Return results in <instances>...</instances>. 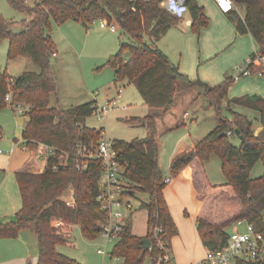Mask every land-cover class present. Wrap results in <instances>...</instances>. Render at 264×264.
Wrapping results in <instances>:
<instances>
[{
	"label": "trees",
	"instance_id": "1",
	"mask_svg": "<svg viewBox=\"0 0 264 264\" xmlns=\"http://www.w3.org/2000/svg\"><path fill=\"white\" fill-rule=\"evenodd\" d=\"M232 1L234 8L227 13L229 20L239 34H251L264 54V0ZM8 2L28 17L16 22L0 14V42L8 40L9 60L27 56L39 71H25L13 78L7 70L0 69V110L10 105L6 95L11 93V105L23 106L28 116L23 131L24 144L30 150L40 145L49 146L56 154L50 157L42 173L16 172L22 206L11 220L0 222V239H14L21 231L30 230L38 238V264H82L58 250V245L66 244L68 237L55 221L79 226L87 239L101 236L102 223L107 217L98 201L103 162L84 155V150H95L103 138V128L86 125L87 118L98 110V103L92 100L68 108L50 104L52 94L58 90L51 59L56 53L51 35L53 24L74 21L88 27L102 19L115 23L130 39L121 41L118 52L109 58L115 82L135 84L150 109L144 117L126 120L145 127L148 131L145 137L113 140L127 184L124 196L139 201L136 211H147L148 233L145 237L135 235L127 221L111 257L122 259V264H144L148 255L152 259L157 253L152 235L154 226L162 228L161 235L172 248L178 228L164 197L167 176L160 168L159 145L152 132L156 120L172 112L183 91L194 87L199 88L200 95L215 108L219 124L200 139L193 150L174 158L169 175L192 182L201 202L197 228L207 250L225 247L230 236L227 228L238 220H247L264 232V174L256 178L251 175L253 167L264 156V97L255 94L228 99V90L234 83L230 75L219 85L210 86L182 74L178 65L170 62L157 45L158 40L180 22L161 7V0ZM189 5L192 31L200 33L208 26L209 19L196 0H189ZM240 6L245 7L244 15L239 12ZM17 24L21 25V31L14 32ZM127 52L131 55L128 59L125 58ZM257 71L254 68L253 74ZM241 107L258 113L257 120L263 127L258 135L254 120L241 112ZM224 110L229 115H224ZM235 128L243 135L239 146L231 141V137L236 136ZM60 153L68 155L67 163L55 170L53 166ZM213 155L221 160L227 179L223 184H212L207 175L206 165ZM83 160L87 167L79 169L78 164ZM70 187L74 192V205L62 199ZM138 194H146L147 199H139ZM215 201L221 204L222 213L212 210ZM144 239L151 242L147 249Z\"/></svg>",
	"mask_w": 264,
	"mask_h": 264
},
{
	"label": "rangeland",
	"instance_id": "2",
	"mask_svg": "<svg viewBox=\"0 0 264 264\" xmlns=\"http://www.w3.org/2000/svg\"><path fill=\"white\" fill-rule=\"evenodd\" d=\"M31 2L33 3L34 0ZM239 12L244 15L245 7L240 6ZM0 14L6 19L16 22H20L28 17L27 13L12 7L8 0H0ZM13 31H21V25L17 24L13 28ZM224 32H226L225 34L230 33L228 30ZM195 34L199 33L193 32L191 27L186 29L181 22H178L167 35L158 40L157 45L170 60L177 65L180 64L182 59L181 55L184 53L187 68L193 71L194 75H198L200 69L210 63L212 59L200 60L192 70L194 46L198 45L197 36L195 38L196 40L193 41V36H195ZM51 35L57 45V56H53L51 59L54 74L58 81V90L56 93L52 94L50 105L68 108L96 100L99 108L91 117L87 118V126L97 129L103 128V137L109 140L131 141L135 138H142L141 136H145L147 134L145 127L131 124L126 120L134 116L140 117L148 114V106L144 103L135 84L126 81L115 82V71L108 64L110 56L118 52L121 41L128 42L130 40L129 37L123 33L122 29L119 26H117L116 32H112L107 28L102 29L100 27V21H95L88 27H85L79 22L68 21L60 25L53 24ZM217 35V29H213L210 32V40L207 39V41L203 43L205 53L212 48L214 38ZM246 36L247 35H243V37ZM8 44V40L0 42L1 70H7L8 74L13 78L20 76L25 71H39V68L35 66L27 56L9 60ZM230 51H232L231 48H224L221 51L219 61H222L224 53ZM130 56L129 52L125 54L126 59L130 58ZM250 56L251 55L244 57L241 61H238V63H235L229 68V75L234 76L236 66L241 65ZM248 76L250 75L240 76L237 81H233L234 83L231 88H238L241 85L240 82ZM198 89L199 88H194V91H198ZM118 90H121L119 107H115L105 113L102 112V107L105 106L109 100L119 96ZM188 95L189 92L186 91L183 96ZM243 95L245 94L236 95L234 97ZM122 106H127V110H122ZM186 109L191 114L192 118L196 117V120H186L185 125H181L171 133H168L166 135L168 138L162 140L166 147L172 145H170V140H176L177 137L184 136L185 133L190 134L191 138L194 140H200L219 124V118L215 108L211 107L203 96H200L192 103L188 102L177 105L174 110L175 115H181ZM247 114L254 120V128H256L259 125L257 120L258 113L249 110ZM224 115H229L226 110H224ZM27 121L28 116L26 114L15 112L10 105L0 110V127L2 133L0 136V149L9 152L12 146H16L15 139L21 140L22 129L25 127ZM187 138L190 139V137ZM231 141L236 146L241 144V139L237 135L231 137ZM17 149H19L18 151L21 153L20 148L18 147ZM22 153L26 155L28 152L25 151V153ZM169 154L170 150L162 149V164L165 173L169 167ZM11 155L12 154L8 155L6 153L0 154V162L3 161L1 159L2 157L4 158ZM39 160H41L40 164H43L45 161L44 159ZM206 172L212 184H223L227 180L222 170L221 160L217 155L211 157L206 166ZM263 174L264 156L256 163L251 172L254 178L260 177ZM68 190L69 189H67L65 193L68 192ZM141 195L146 197V194ZM21 206L22 197L15 173H10L7 169H5V171L0 169V219L4 218L3 220H5L6 218L11 220L15 215L14 209L18 207L21 208ZM211 207L215 213H222L223 211L219 201L213 202ZM136 213L134 227L135 230L138 231L144 228L146 216L144 210H138ZM227 231L231 233L233 231V225H230ZM9 239L11 238L0 239V241L4 240V242L0 244L1 260H5L6 258L10 259L17 255H25L28 263L32 261L34 264H37L39 245L38 238L33 232L24 230L17 241ZM70 242V244L58 245V250L77 259L82 264L123 263L121 260L111 257L115 241H108L102 236L92 240L87 239L82 235L79 226L74 228ZM3 244H5V247ZM21 249L23 251H21ZM144 264H153L149 255L146 256Z\"/></svg>",
	"mask_w": 264,
	"mask_h": 264
},
{
	"label": "crops",
	"instance_id": "3",
	"mask_svg": "<svg viewBox=\"0 0 264 264\" xmlns=\"http://www.w3.org/2000/svg\"><path fill=\"white\" fill-rule=\"evenodd\" d=\"M196 1L201 7L204 8L205 15L209 19V24L207 27L202 28L199 34H195V36H193V41L196 40L195 38L197 36V41L199 46L198 45L194 46V59L192 64V70L200 60L211 58L212 61L207 65L203 66L200 69L198 75L196 74L194 75L193 71L187 68L183 53L181 55L182 59L178 67L180 72L184 75H187L192 81L201 80L202 82L207 83L210 86H216L222 83L225 80V77L229 75L228 73L229 68H231L235 63H238V61H241L244 57L260 52V47L251 34H247L246 37H243V35L239 34L236 31L235 27L232 25V23L228 18V14L222 11L214 0H196ZM187 19H191L192 21V17L190 13ZM187 19L180 20L181 24L184 25L186 29L190 28L192 23V22H188ZM174 27L175 26H173L168 31V33ZM213 29H217L218 35L215 36L214 38L212 48L209 49L207 53H205L203 48V43L207 41V39L210 40V32ZM226 30L230 31V33L225 34L226 32L224 31ZM228 47L231 48L232 51L224 53L222 57L223 58L222 61H219L221 57L220 55L221 51L224 48H228ZM54 56H57L56 53ZM168 59L170 60L169 57ZM170 62L172 61L170 60ZM240 83L241 85L238 88H231L232 86L229 88L228 99L235 98L234 96L242 95V94L245 95L256 94L264 97V74H260V73L251 74L247 78L243 79ZM194 88H190V89L188 88L183 91L182 95L178 98L177 103L174 109L172 110V112L156 120L155 128L152 132L154 138L156 139L159 145V164L163 172H164V168L162 164L163 162H162L161 152L162 149L170 150L169 162H168L169 167L167 168L166 173L164 172L166 176H169L168 173L170 171V167L172 165L174 158L182 152H189L193 150L195 144L199 141L192 139L190 134L187 133H185L184 136L177 137L176 140H170V145L171 144L172 145L169 147H166L165 143L162 141L164 138H168L166 136L168 133H171L174 129L179 128L181 125H185L186 120H191V121L196 120V117L192 118L191 114L188 112L187 109L184 110V112L181 115H175V111H174L177 105L188 102L192 103L196 101L200 96H202L199 93V89L198 91H194ZM186 91L189 92V95L183 96ZM239 109L241 112L245 114H247V111L250 110L248 108H242V107ZM149 111L150 109L148 107V113ZM144 116H140V117H144ZM134 117H139V116H134ZM258 123L259 125L255 128V131H259L262 128L259 121ZM0 131H1V127H0ZM23 131H24V127L21 133V140H18L17 138L15 139L16 146L15 145H14L15 147L12 146V149H14L13 154L11 156H6L4 158L3 157L1 158L3 161L0 162V169H3L4 171L5 169H7L8 172L15 174L18 171L42 173L46 169V165H47L46 161H44L43 164H40L41 160L36 158L33 152L26 151L28 152L26 153V155H23L22 153V152L25 153V151H23L22 149V145L24 143ZM145 136H141V137H145ZM187 137H190V139ZM18 147L20 148L21 153L18 151L19 150L17 149ZM73 194H74L73 188L70 187L68 192H66L62 196V199L65 200L69 205H74L75 200ZM137 196L141 200L147 199V196L144 197L141 194H138ZM164 197L167 202L170 213L174 219V222L178 228V235L175 236L171 242L172 252L174 255V264H192L195 261L204 259L207 255L208 250L206 249L197 228V217L201 208V202L198 200L196 196V190L192 182L188 179L185 180V179L172 178L170 183H168V185L164 189ZM132 201L134 202L135 205L137 204L136 206H138L139 204L138 200L132 198ZM19 209L20 207L14 209L15 213ZM136 214L137 213L135 211L131 216H129L126 219V222L129 221L131 223L132 231L135 235L140 237H145L148 233L147 211H145L144 213L146 216L145 217L146 223L144 224V228H141L138 231H136L134 227V220ZM3 219L4 218L0 219V222L9 221L6 218L5 220ZM55 225L59 227L60 231L68 237L67 244H70L71 235L73 233L74 228L77 225L69 224L63 222L62 220H56ZM23 231L20 232L17 238L9 239V240L17 241L23 234ZM2 242H4V240L0 241V244ZM3 246L5 247V244H3ZM21 251L23 250L21 249ZM114 259L121 260L123 262V260L120 258H114ZM0 264H34V262L30 261L28 263V260L25 257V255H20V256L17 255L11 257L10 259L6 258L5 260H1L0 258ZM37 264H38V260H37Z\"/></svg>",
	"mask_w": 264,
	"mask_h": 264
},
{
	"label": "built area",
	"instance_id": "4",
	"mask_svg": "<svg viewBox=\"0 0 264 264\" xmlns=\"http://www.w3.org/2000/svg\"><path fill=\"white\" fill-rule=\"evenodd\" d=\"M30 3L32 0H25ZM149 1V0H146ZM218 7L228 13L234 8L232 0H214ZM161 7L179 20L187 19L190 13L189 0H161ZM227 5V7H225ZM192 22L191 19H187ZM100 27L109 29L112 32L117 31V25L110 23L106 19L100 20ZM258 69L257 73L264 74V54L261 52L251 55L241 65L235 68L234 81L240 76L253 74V69ZM121 90H118L119 96L109 100L102 107V112H107L115 107H119V97ZM6 100L11 108L18 113L26 114V110L21 105H11V93L6 95ZM99 108V106H98ZM122 110H127V106H122ZM102 117V115H101ZM231 135L232 131H228ZM114 141L105 139L100 140L98 146L93 151H85L84 155L101 159L103 162V170L100 177V194L98 201L102 208L106 211L107 217L102 223L101 236L108 241H117L124 229L126 219L131 216L137 209L132 199L126 198L124 192L127 184L123 176V166L118 161V152L114 147ZM22 149L33 152L38 159H44L48 163L50 157L56 154V150L52 147L40 145L36 150H30L24 143ZM14 149L5 152L0 149V154H13ZM67 154L60 153L57 163L53 169L57 170L67 163ZM87 167V162L82 161L78 164V168ZM171 177L165 178V183H170ZM162 228L160 226L152 227V235L154 244L157 247V253L152 258L153 264H174V255L172 248L161 235ZM255 263L264 264V232L258 230L255 225L247 220H238L233 224V231L230 233L228 243L225 247L217 251L208 250L204 259L193 262L192 264H243Z\"/></svg>",
	"mask_w": 264,
	"mask_h": 264
},
{
	"label": "water",
	"instance_id": "5",
	"mask_svg": "<svg viewBox=\"0 0 264 264\" xmlns=\"http://www.w3.org/2000/svg\"><path fill=\"white\" fill-rule=\"evenodd\" d=\"M263 130V127L259 130V131H255V134L258 135L261 131ZM235 134L241 139L243 140V135L241 134V131L239 128H235ZM144 243H145V248H149L151 246V242L147 239H144Z\"/></svg>",
	"mask_w": 264,
	"mask_h": 264
},
{
	"label": "snow or ice",
	"instance_id": "6",
	"mask_svg": "<svg viewBox=\"0 0 264 264\" xmlns=\"http://www.w3.org/2000/svg\"><path fill=\"white\" fill-rule=\"evenodd\" d=\"M225 7H227V5H225Z\"/></svg>",
	"mask_w": 264,
	"mask_h": 264
}]
</instances>
